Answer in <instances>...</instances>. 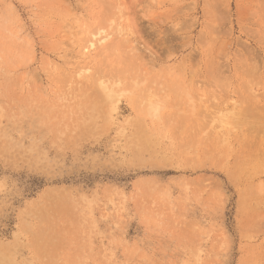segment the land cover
<instances>
[{
	"label": "rangeland",
	"instance_id": "1",
	"mask_svg": "<svg viewBox=\"0 0 264 264\" xmlns=\"http://www.w3.org/2000/svg\"><path fill=\"white\" fill-rule=\"evenodd\" d=\"M0 264H264V0H0Z\"/></svg>",
	"mask_w": 264,
	"mask_h": 264
}]
</instances>
